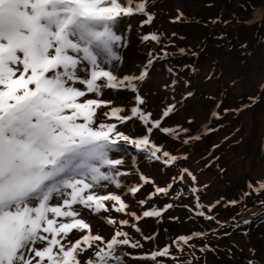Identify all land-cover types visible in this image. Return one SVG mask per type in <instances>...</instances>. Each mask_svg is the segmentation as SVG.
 Listing matches in <instances>:
<instances>
[{"label":"snow or ice","instance_id":"snow-or-ice-1","mask_svg":"<svg viewBox=\"0 0 264 264\" xmlns=\"http://www.w3.org/2000/svg\"><path fill=\"white\" fill-rule=\"evenodd\" d=\"M146 6L147 0H0V264H82L79 255L94 246L93 256L83 264H126L125 256L155 261L169 255L167 246L152 251L150 257L119 253V245L133 249L143 245L126 231H115L109 240L92 235L84 219L108 212L105 201L116 202L119 206L113 205V210L117 213L128 208L121 195L103 194L109 186L120 189V178L129 174L121 170L124 156L113 154H127L132 148L149 161L160 160L157 153L163 146L150 141L153 131L158 129L173 139H178V131H188L161 126L175 105H168L155 120L140 107L145 101L135 82L143 81L146 71L122 77L113 71L122 62L117 49L128 44L119 25L135 14L146 16L141 27L150 23L154 16L146 12ZM139 39L159 43L161 36L150 33ZM148 56L145 69L155 58L151 51ZM118 89L136 93L135 106L127 115H122L124 108L113 106L97 118L98 108L112 105L111 100L101 98L104 92ZM113 119L116 122H109ZM133 119L146 128L144 136L130 137L119 131L118 125ZM162 155L166 165L180 158L167 151ZM131 166L136 167L135 155ZM139 176L143 183L149 182L142 173ZM258 183L253 189L257 193L264 190V182ZM141 186L133 185L128 191L135 195ZM170 187H156L155 193L167 194ZM171 207L143 211L142 217H160ZM200 207L197 197L196 208ZM128 215L137 221L142 218L134 212ZM106 223L116 221L107 219ZM119 223L126 226L129 220ZM202 235L194 232L174 243Z\"/></svg>","mask_w":264,"mask_h":264},{"label":"rangeland","instance_id":"rangeland-1","mask_svg":"<svg viewBox=\"0 0 264 264\" xmlns=\"http://www.w3.org/2000/svg\"><path fill=\"white\" fill-rule=\"evenodd\" d=\"M199 1L147 0V13L154 16L150 22L151 32H147L157 33L161 39L159 43L150 40L149 47L156 52V59L146 69L144 66L148 57L139 50L138 26L135 23L137 14L119 25L118 31L127 36L128 44L117 49L122 62H118L119 67L113 71L120 77L126 74L138 76L141 71H146L144 80L135 82L138 94L145 101L140 107L150 112L155 120L161 117L168 105H175V110L163 119L161 126L188 130L186 133L178 131V139L158 129L153 131L150 141L156 146H163L162 151L157 153L160 160L149 161L144 154L132 148L127 154H113L124 156L126 163L121 170L129 174L120 178V189L109 186L103 194L113 192L121 195L128 208L117 213L113 205H119L114 201H105L108 212L84 216L91 226L92 235L109 240L115 231H126L133 240H139L143 245L136 249L119 245V253L150 257L154 250L165 246L169 248L168 256L157 257L155 261L125 256L123 260L126 264H185L188 258L192 259L191 264H249L250 261L251 264H264V204L251 197L252 203H243L235 211L227 209L232 206V197L241 199L245 193H264V190L259 193L253 191L259 186L258 182H264V41L250 59L245 57L241 60L235 50H229L217 59L220 54L216 47L218 42L202 47L198 30L184 21L187 16L193 15ZM243 1L230 0V10L237 9ZM227 11L225 8L223 13ZM249 18L248 24L262 21L263 26L264 7L256 8ZM145 19L144 15L141 20ZM180 49L184 52L181 53ZM165 52L168 55H164ZM135 95L124 89L105 91L101 98L111 100L112 105L98 108L97 118L113 106L124 108L122 115L129 114L128 110L135 106ZM118 127L130 137L146 134V128L136 119ZM196 136L199 139H189ZM186 139L189 140L187 144L183 143ZM163 151L180 158L166 165ZM133 155L136 156L135 168L131 166ZM140 173L149 182L143 183ZM188 173L195 177V181ZM169 184L171 193L167 196L155 193L156 187L166 188ZM249 184L253 187L249 188ZM133 185H142L135 195L128 191ZM192 188L197 189L195 194L191 192ZM151 189L153 191L150 192ZM150 193L152 198L148 199ZM197 197L202 205L200 208H196ZM141 200L145 201L144 205L139 204ZM167 204L172 207L162 211L160 217H142L143 211L153 208L163 210ZM130 212L142 218L137 221L128 215ZM199 212L205 215L200 216ZM205 216L213 219H206ZM232 217L248 221L250 230L247 234L244 235L241 230L223 231L222 225L232 221ZM107 219L116 223L109 225ZM124 219L129 220V225L119 223ZM194 232L204 235L187 243H174L178 237ZM144 236H154L155 239L145 240ZM76 238L72 236L73 240ZM94 251L95 246L90 254L84 252L85 256L81 254L78 259L83 264L93 256ZM183 252L187 254L182 255Z\"/></svg>","mask_w":264,"mask_h":264},{"label":"trees","instance_id":"trees-1","mask_svg":"<svg viewBox=\"0 0 264 264\" xmlns=\"http://www.w3.org/2000/svg\"><path fill=\"white\" fill-rule=\"evenodd\" d=\"M263 5L264 0H244L237 9L231 11L230 0H200L193 15L191 17L187 16L184 21L187 24H193V27L198 30V33L200 35V44L202 45V47L208 45L211 42H218L216 44V47L219 49L218 52L220 54H218L217 59H219L221 54H224L229 50L237 51L240 55L241 60L245 59V57L250 59L254 55V51H257L258 47H260L261 43H263L264 41V29H262L264 25L262 26V21L248 24L251 20V18H249V15L256 8L264 7ZM225 8L228 11L224 14L223 11ZM229 17H231L232 20H230ZM141 18L142 16L139 15L137 21V23L140 24L137 27L139 37L144 34H149L147 30L151 32L150 23L145 24L143 27H141V22L143 21L141 20ZM150 44V40L145 43H141L140 41L139 46V50L144 55H146V58L148 57V59L149 51L153 53L154 57L156 55L155 51L150 50ZM155 59L156 58H154L153 61ZM240 188V191L244 192L242 191L243 188ZM170 193L171 191L169 189L167 191V194H164V196H167ZM251 197H255L256 201H260L264 204L263 192L254 195L252 194V192H250V194L248 193V195H244V197H242L241 199H235L234 197H232L230 200L236 201V203L232 204V206H228L227 209L234 210L236 209V207H240L243 203H252L253 199ZM167 198L168 200H170L169 196ZM222 226V229H224L223 231H226L227 233L230 231L233 232L236 230H241L245 235L248 233L247 231L250 230L249 223H245L244 221L238 220V218L234 217H232V221ZM91 251L92 249L86 251L85 254L88 255L91 253ZM181 254L186 255L187 253L183 252ZM83 256L85 255L83 254L82 257ZM190 260L192 259L188 258L185 261V264H188Z\"/></svg>","mask_w":264,"mask_h":264}]
</instances>
